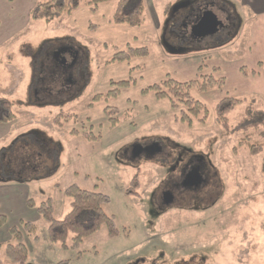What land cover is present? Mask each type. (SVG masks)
I'll use <instances>...</instances> for the list:
<instances>
[{"label":"rangeland","instance_id":"rangeland-1","mask_svg":"<svg viewBox=\"0 0 264 264\" xmlns=\"http://www.w3.org/2000/svg\"><path fill=\"white\" fill-rule=\"evenodd\" d=\"M1 1L7 6L0 4V96L12 102L15 116L0 123L1 264H15L5 244L12 241L9 228L21 221L32 222L39 237L35 242L23 234L25 264H264V150L252 155L238 145L239 134L223 130L214 111L225 96L241 100L228 113L229 128L246 117L249 106L264 111V10L253 7L260 0H208L224 9L230 23L219 34L198 39L189 37L186 27L178 39L169 32L173 8L190 0H142L141 26L111 22L117 0L99 3L95 10L83 0L52 21L29 15L44 0ZM164 35L169 43L176 40L178 53L167 49ZM58 44L78 52L61 83L50 57ZM127 46H146L149 54L106 63ZM167 75L179 82L202 76L215 80L205 91L190 89L205 106L204 123L196 117L182 122L183 108L173 110L167 99L141 93ZM123 80L130 84L119 87L118 96L93 100L117 88L111 82ZM106 106L118 109L113 127ZM59 111L80 121L56 126L52 121ZM88 128L99 138L84 139L81 132ZM154 140L164 152L128 160L127 149ZM179 154L183 159L202 155L210 182L200 191H183L176 208L157 213L151 193ZM135 175L140 186L130 195ZM72 184L109 197L103 210L114 218L116 236H108L103 224L76 250L48 241L47 223L35 206L51 198L54 218L62 219L70 210L64 190Z\"/></svg>","mask_w":264,"mask_h":264},{"label":"trees","instance_id":"trees-1","mask_svg":"<svg viewBox=\"0 0 264 264\" xmlns=\"http://www.w3.org/2000/svg\"><path fill=\"white\" fill-rule=\"evenodd\" d=\"M13 1V0H9ZM83 0H44L34 4L29 15L33 20L52 21L60 17L62 14H70L73 12ZM109 0H90L86 2L91 6V10L99 3H104ZM144 4L142 0H117L114 12L111 17V22L114 24H126L130 26H141L144 21ZM149 54L146 46L131 47L127 46L125 50L117 51L106 63L128 62L133 58L145 57ZM223 78L218 80L222 84ZM215 80L211 76H202L200 81L179 82L168 75L165 79L158 83L143 89L141 93L145 94L153 92L158 99H167L171 109H181L179 120L182 122L191 123V117L202 123L205 122L206 109L205 106L196 100L190 93L191 87H196L200 91H205L211 88ZM117 86L113 90H108L105 94L93 97V100L99 99L103 101L118 96L119 87H126L130 84L129 80L111 82ZM241 100L225 96L217 101L215 111V121L225 131L239 134L238 145L248 149L250 154L257 155L264 150V111L253 109L251 106L247 108L246 117L241 119L232 128L228 126V113L240 103ZM92 106V104H91ZM13 104L6 97L0 96V123H6L14 119L12 112ZM118 109L113 106H106L104 114L107 116L109 124L113 127L117 123L116 115ZM127 114V110L124 111ZM177 120V118L175 119ZM80 121L76 114L65 113L59 111L53 118V123L56 126L62 127L65 123L77 124ZM91 127V125L89 126ZM91 128L83 129L81 136L86 140L99 138L94 136L90 131ZM71 134L78 133L77 129H71ZM140 182L138 175H135L129 182L127 193L137 195ZM65 195L70 199V210L62 219H55L53 216V203L51 198L42 200L37 206L31 199L26 201L29 207L36 208L44 221L47 223L46 237L52 243H59L64 250H76L79 248L82 240L90 234L96 232L105 224L107 234L110 237L117 235L118 230L114 223V218L107 215L103 207L108 204L110 199L107 195L97 192L88 191L79 188L76 184L68 186L64 190ZM5 224V217L0 215V227ZM11 242L5 244V252L7 256L15 262V264H25L27 260L26 248L23 243V234L32 236L35 242H38L39 237L36 235V226L30 222H20L17 226L9 228ZM70 239L68 241V237ZM1 264V262H0ZM57 264H68L67 260L58 262Z\"/></svg>","mask_w":264,"mask_h":264},{"label":"flooded vegetation","instance_id":"flooded-vegetation-1","mask_svg":"<svg viewBox=\"0 0 264 264\" xmlns=\"http://www.w3.org/2000/svg\"><path fill=\"white\" fill-rule=\"evenodd\" d=\"M214 6V8L219 9L223 12V14L226 17V22L222 25L227 28V26L230 23L229 16L224 11L223 8H221L218 5L213 4L212 2H209L208 0H190L187 1V5L183 6L179 9H177L173 13V17L171 19L172 22H170V26L172 27L169 32L174 33L176 35V38L178 39V36L184 33V31L187 29V34L189 33V27L191 24L195 23L197 18L199 17L201 11L204 9ZM186 29L184 30V28ZM221 27V26H220ZM218 29V31L214 34H219L222 30ZM228 29V28H227ZM180 33V34H179ZM164 35V41L171 46L175 45L176 40H172V43H169L165 39ZM194 39H198V37L189 36ZM171 41V40H170ZM174 47V46H173ZM50 57L53 61V64L55 66L56 73L59 75L60 83L63 82V76L62 74L66 71V69L71 68L74 66V64L78 61V52L74 48L65 45V44H58L55 45L51 52ZM63 79V80H62ZM66 79V78H65ZM156 141V140H154ZM152 141L151 143H153ZM160 145V142H158ZM147 145H144L142 147H145ZM161 150L157 153H154L153 155H147L144 151H142L138 156L133 157L132 156V146L131 148L127 149L126 154L128 155V160L134 161L136 159H140L141 157H147L151 158L154 156H157L161 154L163 151L162 146L160 145ZM164 155L168 156L169 153H165ZM164 158V157H163ZM162 158V161H163ZM165 159V158H164ZM168 168L167 173L165 174L164 178L161 180V185L158 187L156 194L154 195L153 192L151 193L150 198V204H154L152 207L156 209V212H164L168 208H176L174 206V203L179 199L183 197L182 193L183 191L188 192H194V191H200L204 187L208 185L210 182V172L207 170V163L206 159L199 154H191L188 155L186 158H182V156L179 154L178 156L172 158L170 161V164L166 166ZM165 168V166H164ZM176 171L177 174H168L169 172ZM189 172H195L196 175L190 178ZM201 179V182L199 184H195V182L198 179Z\"/></svg>","mask_w":264,"mask_h":264},{"label":"water","instance_id":"water-1","mask_svg":"<svg viewBox=\"0 0 264 264\" xmlns=\"http://www.w3.org/2000/svg\"><path fill=\"white\" fill-rule=\"evenodd\" d=\"M187 1L181 2L177 6L173 8L174 11L177 9L186 6ZM226 22V17L223 14V12L219 9L214 8V6H210L203 11H201L199 17L195 21V23L191 24L189 27L190 35L193 37H204L209 34H214L218 31L219 27L222 26ZM165 46L170 52L178 53L179 50H176L173 46L166 43L164 41ZM161 150L160 145L158 141H154L153 143L148 144L145 147H142V145L135 144L132 146V156L136 157L138 156L142 151H144L147 155H153L154 153H157ZM195 176V172H189L190 178ZM200 179V178H198ZM201 182L200 180H197L195 184H199Z\"/></svg>","mask_w":264,"mask_h":264},{"label":"crops","instance_id":"crops-1","mask_svg":"<svg viewBox=\"0 0 264 264\" xmlns=\"http://www.w3.org/2000/svg\"><path fill=\"white\" fill-rule=\"evenodd\" d=\"M9 3H12V2H9ZM0 4H1V7H3V6H7L6 2L1 1V0H0ZM253 7H255V10H256L257 12H263V10H264V0H260L259 5H255V4H254ZM26 205H27V204H26ZM4 226H5V225H3L2 227H0V231H1L2 229H4ZM9 236H10V235H9Z\"/></svg>","mask_w":264,"mask_h":264}]
</instances>
